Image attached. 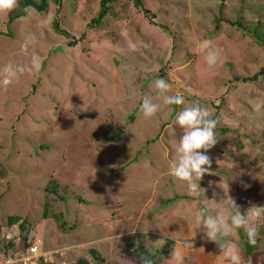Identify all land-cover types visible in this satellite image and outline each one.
Instances as JSON below:
<instances>
[{
    "label": "rangeland",
    "instance_id": "1",
    "mask_svg": "<svg viewBox=\"0 0 264 264\" xmlns=\"http://www.w3.org/2000/svg\"><path fill=\"white\" fill-rule=\"evenodd\" d=\"M100 1L61 0L58 14L49 2L45 11L31 8L12 22L11 12L0 13V69L9 62L30 66L32 52L41 58L38 72L0 87V264H227L201 232L191 239H161L165 232L122 231L129 229L125 220L113 231L122 217L111 221L117 208L110 200L118 197L107 188L129 190L141 183L144 207L150 205L146 214L162 226L168 216L176 217L181 201H194L198 212L206 204L214 214L210 207L227 193V182L242 213L264 204V75L240 80L264 65V46L246 32L255 23L264 28V0H118L100 24L87 27ZM48 15L53 19L44 23ZM54 19L67 36L54 31ZM257 32L264 35V29ZM70 39L77 43L67 46ZM211 50L218 58L210 66ZM156 79L166 80L168 94L182 95L184 104L157 100L159 111L146 118L140 104L146 95L156 97ZM195 102L218 121V141L208 152L210 174L202 178L205 192L199 196L169 173L183 134L174 121ZM99 186L105 191L99 193ZM46 187L54 194H46ZM8 217L17 218L16 225L9 227ZM258 222L263 231L251 252L264 248V220ZM24 237L35 253L22 247ZM231 239L243 250V229ZM174 244L190 255H179Z\"/></svg>",
    "mask_w": 264,
    "mask_h": 264
},
{
    "label": "clouds",
    "instance_id": "2",
    "mask_svg": "<svg viewBox=\"0 0 264 264\" xmlns=\"http://www.w3.org/2000/svg\"><path fill=\"white\" fill-rule=\"evenodd\" d=\"M20 6V0H0V13H9ZM53 17L48 15L44 23H51ZM29 42L21 45V51L27 52ZM203 48H208V42H204ZM217 52L208 51L207 63L211 66L217 61ZM41 66L40 56L32 52L30 66L7 63L0 69V87L11 85L21 74L31 72L35 74ZM154 86L157 92L155 98L144 96L140 104L141 111L146 118L153 117L163 105H182V95H169V83L164 79H156ZM183 134L175 146L176 157L169 164V173L178 181L183 182L188 193L199 196L205 190L200 182L205 175L210 174L212 159L208 155L217 143L218 121L212 117L211 110L202 106L199 102L183 107L174 121ZM227 193L223 191L219 202H213L216 208L214 214L209 213L205 204L195 215V223L203 238L217 245L220 254L223 255L227 264H243L240 245L231 239L239 230L243 229L249 245H255L258 237L257 222L264 220V204H251L243 213L235 199L229 195L228 182ZM244 189L249 187L241 181ZM205 202H207L205 200ZM29 248V247H28ZM31 248V247H30ZM29 248V249H30ZM143 264H151V261H143Z\"/></svg>",
    "mask_w": 264,
    "mask_h": 264
},
{
    "label": "crops",
    "instance_id": "3",
    "mask_svg": "<svg viewBox=\"0 0 264 264\" xmlns=\"http://www.w3.org/2000/svg\"><path fill=\"white\" fill-rule=\"evenodd\" d=\"M98 153H100V152H98ZM100 155H102V153H100ZM95 166H96V164L91 167V171H92L93 175H95L94 174L95 168H96ZM143 183H145L144 186L146 188H148L147 187V181L142 180V184ZM95 184H96V182H95ZM140 185H141V183L138 184V185L136 184L135 185L136 187H130L129 190L122 189V188H125L124 186H121L122 188H120V189H116L118 186H115L114 190H112L110 188H107V192L108 193H112V191H116L115 193H116V195L118 197L117 199L110 200L111 201V205H113V207L115 209L117 208L116 209L117 210V214L114 215V213H113L111 215V221H112L113 218H117V216H119V218L122 217L121 219H119L120 221H118V219H117L116 223L112 221L113 224H114L113 227H112L113 231L119 229L118 227H120V224H122L124 222L123 220H125V223L126 222L130 223L129 227H127L129 229L122 228L123 229V230L121 229L122 231L128 230V231H131V233L133 231H139L140 233H144L143 234L144 236H148V235H153L154 236V233L156 231H159V232L161 231L160 232L161 234L165 232L163 234L165 237H163L161 239L165 238V239H168V240H170V238L172 236L173 237H178V238L183 237V238L191 239V237L194 238V237H196V235L197 236L200 235V232H198V233L196 232V231H198V226L195 223V215L198 212V210H197V207L194 205V204H196L194 201L192 203H189L188 201L179 202L175 206L176 217H174L173 215L168 216L165 219V224L162 226V224H159V223L154 221V220H157V218L155 219V215L153 216L152 214L151 215H149L148 213L146 214V211L150 207V205L147 206V207H144L145 206L144 202H145L146 198H144L142 196V194H144V192L139 190L140 189L139 188ZM127 186H130V185H127ZM98 188H99V193H100V191L101 192L105 191V189H103L100 186ZM122 191H124V192H122ZM121 192L122 193H127V194H128V192H130V194L126 195V196H122ZM120 194H121V197H120ZM130 202L132 204L131 205H127ZM133 203H135V204H133ZM197 204H198V202H197ZM103 206H106V205H102V207ZM124 208H131V209H134L136 211H134V215H129L128 214V215L125 216L124 212L125 213H128V212L124 211ZM210 208L214 209L215 207L211 206ZM208 211H209V209H208ZM184 216L185 217H189L191 220H189L188 223L184 224L183 223V222H185L184 219H183ZM105 218L108 219V217H105ZM132 221H134V224L132 223ZM168 223H170V224L168 225ZM257 226H258V231H263L262 229H260L263 226L262 223L257 222ZM124 234H126V232L122 233L121 236L124 235ZM237 238L240 239L239 237H237ZM177 245L178 244H174V246H175L174 250L177 253H179V255H181V256L190 255V252L187 249H183L182 250V247H179ZM243 245H244L243 246V250H241V251L243 252L244 249H246L245 252L243 253V256L245 257V261L242 260L243 264H264V248H260V249L256 248V249H254L251 252V249H253V246H255L256 244L255 245H251V248L247 249V246H248L247 239L244 240V244ZM204 249H210V248H204ZM192 257L193 256H191V258Z\"/></svg>",
    "mask_w": 264,
    "mask_h": 264
},
{
    "label": "trees",
    "instance_id": "4",
    "mask_svg": "<svg viewBox=\"0 0 264 264\" xmlns=\"http://www.w3.org/2000/svg\"><path fill=\"white\" fill-rule=\"evenodd\" d=\"M116 1H118V0H101L100 3H99V7L100 8H99L98 15L94 19H92V21H90V23L87 25V27H91L92 25L100 24V22L102 20V16L105 14L106 11L109 10L110 4L114 3ZM49 2H53L55 4V6H56V14H58L59 11H60V7H61L60 6L61 5V0H20V6L17 9L13 10L14 14H13V11L11 12L12 16L9 17V21L12 22L13 20L19 19L20 17H24L28 13L29 9H31V8H33L35 10V12L41 13V12H43V11H45L47 9ZM140 9H141L143 15L146 18H149V20L151 21L152 18H153L152 13L150 11H148L147 9L143 8L142 5L140 6ZM255 25H256L255 29H253L251 31L249 30V31H246V32H247V34H249L250 37H252V39H254V41L256 43H258L259 45H263L264 46V43L262 41H260V40L264 39V35L259 34L257 32V31H263L264 28L263 27L261 28V26H260L261 23L260 24L259 23H255ZM236 26L240 30H244L245 31V28L242 27L239 22L236 23ZM52 28L54 29V31L56 33H58L60 35L64 34L65 36H67L65 34V32L61 29L60 25L57 24V20L56 19L53 20ZM76 43H77L76 40L70 39V41H68V43H67V46H74ZM161 75H163V74H161ZM261 75H264V65L254 75H252L250 77H247V78L240 79V80L243 83H247V82L249 83V82L255 81ZM32 116H34V114ZM33 120L36 123H39L37 118H34ZM45 192H46V194H54V192H52L47 187L45 189ZM43 216H44L43 218L46 217L45 214ZM17 222H18L17 218L8 217L7 225L9 227H12V226L16 225ZM21 242H22V247L28 248V245H26V243H27L26 237H24ZM10 245L11 244L8 243V246H10ZM90 253H91L92 257L98 262L97 258H95V250L91 249ZM75 264H91V263H89L86 260L82 259V260H78Z\"/></svg>",
    "mask_w": 264,
    "mask_h": 264
},
{
    "label": "built area",
    "instance_id": "5",
    "mask_svg": "<svg viewBox=\"0 0 264 264\" xmlns=\"http://www.w3.org/2000/svg\"><path fill=\"white\" fill-rule=\"evenodd\" d=\"M29 252H30V255H31V254L35 253L36 251H35V249H33V247H32V248L29 249Z\"/></svg>",
    "mask_w": 264,
    "mask_h": 264
}]
</instances>
